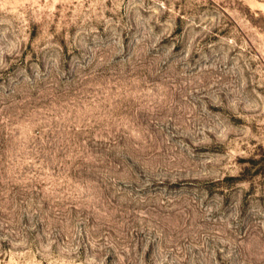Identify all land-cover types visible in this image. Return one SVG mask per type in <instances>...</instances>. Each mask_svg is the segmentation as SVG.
<instances>
[{
  "label": "rangeland",
  "instance_id": "1",
  "mask_svg": "<svg viewBox=\"0 0 264 264\" xmlns=\"http://www.w3.org/2000/svg\"><path fill=\"white\" fill-rule=\"evenodd\" d=\"M0 264H264V0H0Z\"/></svg>",
  "mask_w": 264,
  "mask_h": 264
}]
</instances>
